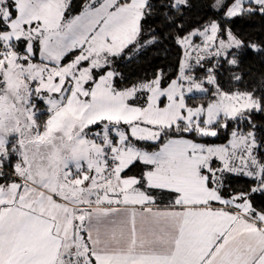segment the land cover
Masks as SVG:
<instances>
[{
  "label": "snow or ice",
  "instance_id": "snow-or-ice-1",
  "mask_svg": "<svg viewBox=\"0 0 264 264\" xmlns=\"http://www.w3.org/2000/svg\"><path fill=\"white\" fill-rule=\"evenodd\" d=\"M257 19L264 0H0V264H264Z\"/></svg>",
  "mask_w": 264,
  "mask_h": 264
},
{
  "label": "trees",
  "instance_id": "trees-1",
  "mask_svg": "<svg viewBox=\"0 0 264 264\" xmlns=\"http://www.w3.org/2000/svg\"><path fill=\"white\" fill-rule=\"evenodd\" d=\"M246 23H247L246 31L249 34L255 37H264V21L257 19L255 21H249ZM143 67L147 68L148 64L144 63ZM137 70L139 69L137 68ZM234 183L237 186H241L243 184V178H241L239 181H234Z\"/></svg>",
  "mask_w": 264,
  "mask_h": 264
}]
</instances>
